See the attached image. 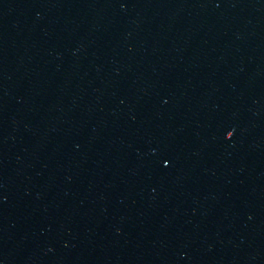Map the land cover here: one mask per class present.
Listing matches in <instances>:
<instances>
[{
  "label": "water",
  "instance_id": "95a60500",
  "mask_svg": "<svg viewBox=\"0 0 264 264\" xmlns=\"http://www.w3.org/2000/svg\"><path fill=\"white\" fill-rule=\"evenodd\" d=\"M0 264H264V0H0Z\"/></svg>",
  "mask_w": 264,
  "mask_h": 264
}]
</instances>
